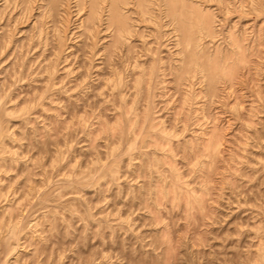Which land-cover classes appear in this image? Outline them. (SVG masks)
Wrapping results in <instances>:
<instances>
[{"label": "rangeland", "instance_id": "obj_1", "mask_svg": "<svg viewBox=\"0 0 264 264\" xmlns=\"http://www.w3.org/2000/svg\"><path fill=\"white\" fill-rule=\"evenodd\" d=\"M0 264H264V0H0Z\"/></svg>", "mask_w": 264, "mask_h": 264}, {"label": "bare ground", "instance_id": "obj_2", "mask_svg": "<svg viewBox=\"0 0 264 264\" xmlns=\"http://www.w3.org/2000/svg\"><path fill=\"white\" fill-rule=\"evenodd\" d=\"M28 1H29V0H28ZM112 1H113V0H112ZM138 1H139V0H138ZM146 1H147V0H146ZM186 1H187V0H186ZM60 2H61V1H60ZM104 2H105V1H104ZM143 4H144V3H143ZM27 5H28V4H27ZM60 5H61V4H60ZM98 6H99V5H98ZM114 6H115V5H114ZM48 7H49V6H48ZM97 8H98V7H97ZM114 8H115V7H114ZM142 8H143V7H142ZM50 9H51V8H50ZM59 9H61V8L59 7ZM59 9H58V10H59ZM52 11H53V9H52ZM52 11H51V12H52ZM111 11H112V10H111ZM141 11H143V10L141 9ZM58 13H59V12H58ZM143 13H144V12H143ZM95 14H96V13H95ZM53 15H54V14H53ZM120 15H121V14H120ZM122 15H123V13H122ZM129 17H130V16H129ZM121 22H123V21H120V23H121ZM127 22H128V21H127ZM90 24H91V23H90ZM109 24H110V23H109ZM127 24H128V23H127ZM114 26H115V25H114ZM129 27H130V26H129ZM123 28H124V27H123ZM123 28H122V29H123ZM120 31L122 32V30H120ZM123 31H124V30H123ZM125 31H126V30H125ZM118 32H119V31H118ZM197 36H198V35H197ZM209 56H210V55H209ZM239 68H240V67H239ZM146 86H147V85H146ZM215 135H216V134H215ZM219 140H220V139H219ZM215 147H216V146H215Z\"/></svg>", "mask_w": 264, "mask_h": 264}]
</instances>
